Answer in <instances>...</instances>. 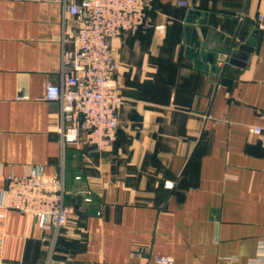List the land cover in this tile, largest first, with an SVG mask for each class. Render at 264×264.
I'll use <instances>...</instances> for the list:
<instances>
[{
	"label": "crops",
	"instance_id": "obj_1",
	"mask_svg": "<svg viewBox=\"0 0 264 264\" xmlns=\"http://www.w3.org/2000/svg\"><path fill=\"white\" fill-rule=\"evenodd\" d=\"M79 0H67V3ZM145 0L113 42L117 138L62 145L64 0H0V189L63 173L67 223L0 207V264H249L264 240V0ZM262 15L263 28L258 26ZM248 44L244 65L229 57ZM20 95L24 98L19 99Z\"/></svg>",
	"mask_w": 264,
	"mask_h": 264
},
{
	"label": "built area",
	"instance_id": "obj_2",
	"mask_svg": "<svg viewBox=\"0 0 264 264\" xmlns=\"http://www.w3.org/2000/svg\"><path fill=\"white\" fill-rule=\"evenodd\" d=\"M179 3L187 4L184 0ZM64 8L77 27L63 33L62 80L47 83L45 96L59 105L62 145L83 141L103 149L117 138L118 113L124 103L115 78L112 42L121 33H135L147 24L145 0H64ZM262 19L260 15V28ZM249 130L264 147V124L252 125ZM0 207L36 216L40 227L56 233L71 213L65 202L63 173L47 174L42 167L24 174L10 173L6 186L0 189ZM3 216L0 213V218ZM148 264L175 262L171 256L157 255ZM249 264H264V240L259 241Z\"/></svg>",
	"mask_w": 264,
	"mask_h": 264
},
{
	"label": "water",
	"instance_id": "obj_3",
	"mask_svg": "<svg viewBox=\"0 0 264 264\" xmlns=\"http://www.w3.org/2000/svg\"><path fill=\"white\" fill-rule=\"evenodd\" d=\"M253 51V47L248 44H243L239 47L238 53L229 57V61L233 64L244 65L248 56V52Z\"/></svg>",
	"mask_w": 264,
	"mask_h": 264
}]
</instances>
